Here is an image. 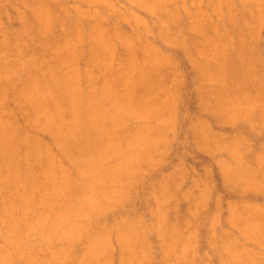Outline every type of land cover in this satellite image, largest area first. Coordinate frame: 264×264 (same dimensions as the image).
<instances>
[{"label": "rangeland", "instance_id": "obj_1", "mask_svg": "<svg viewBox=\"0 0 264 264\" xmlns=\"http://www.w3.org/2000/svg\"><path fill=\"white\" fill-rule=\"evenodd\" d=\"M0 264H264V0H0Z\"/></svg>", "mask_w": 264, "mask_h": 264}]
</instances>
